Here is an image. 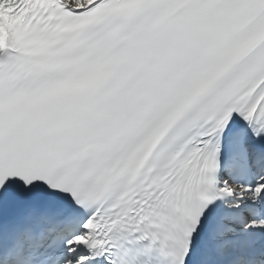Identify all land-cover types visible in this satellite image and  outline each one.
Returning a JSON list of instances; mask_svg holds the SVG:
<instances>
[{
	"label": "snow or ice",
	"instance_id": "snow-or-ice-1",
	"mask_svg": "<svg viewBox=\"0 0 264 264\" xmlns=\"http://www.w3.org/2000/svg\"><path fill=\"white\" fill-rule=\"evenodd\" d=\"M0 264H264V0H0Z\"/></svg>",
	"mask_w": 264,
	"mask_h": 264
}]
</instances>
